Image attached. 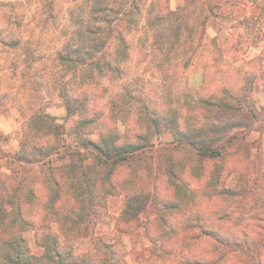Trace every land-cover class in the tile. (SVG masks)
<instances>
[{
    "label": "rangeland",
    "instance_id": "rangeland-1",
    "mask_svg": "<svg viewBox=\"0 0 264 264\" xmlns=\"http://www.w3.org/2000/svg\"><path fill=\"white\" fill-rule=\"evenodd\" d=\"M244 3L0 0V264L11 254L4 242L9 232L20 234L34 255L42 253L39 234L57 233L77 264H249L248 254L264 244V16ZM92 8L86 30L82 14ZM103 16L116 29L106 44ZM90 39L94 52L84 56ZM115 108L149 129L154 147L88 176L72 158L59 160L54 150L63 145H47L44 153L52 151L61 177L75 169L78 183L89 185L78 188L85 204L74 217L57 220L50 211L41 219L29 197L27 222L8 219L7 168L24 184L35 178L37 191L43 181L39 164L26 168L5 157L29 142L16 139L19 130L52 127V138H62L77 114L95 122ZM205 121L211 127L204 146L224 147L218 160L198 161L173 140L175 128L184 132L189 122ZM92 163L89 169L99 168ZM154 191L160 203L149 198L139 212L141 198ZM197 219L238 234L244 250L232 254L210 238L197 241Z\"/></svg>",
    "mask_w": 264,
    "mask_h": 264
},
{
    "label": "trees",
    "instance_id": "trees-1",
    "mask_svg": "<svg viewBox=\"0 0 264 264\" xmlns=\"http://www.w3.org/2000/svg\"><path fill=\"white\" fill-rule=\"evenodd\" d=\"M95 11L96 10L92 8L89 11L84 10L82 14V22L84 23L82 24L84 25V27H86V30H88L91 27L89 18L94 14ZM126 15L127 14L125 13L124 16L127 17ZM127 19L128 18L122 20L124 23L125 22L127 23L128 22ZM100 23L104 25L105 32L103 39H104V43L106 44L110 40L112 33L115 32L116 29H114L115 26L113 25V21L110 18H108V16H103V18L100 20ZM93 46H94V39H90L89 42H85V45L81 50V52H83V55L84 56L87 55L88 52H94ZM109 47L110 46H107L106 50ZM151 121L155 125H158L156 124L157 123L156 118H152ZM210 127L211 126H209V122L206 121L202 123L196 122L195 124H191V122H189L188 124L184 125L183 127L184 132L181 131L183 135L176 134L173 140L174 142H177L178 145H181V147L191 148L194 151L198 161L218 160L223 156L222 149L224 147H221V149L219 148L214 149L211 146L208 147L204 146L206 143L205 142L206 138H204L205 137L204 134L207 132V130L210 129ZM58 128H59L58 126H55L54 129L58 130ZM140 136L143 138L139 139V142L132 153L124 152V151H131L132 149L113 150L112 152L106 153L109 155L106 158L109 163H107L104 168H109L110 170H112L114 167H116L121 163L130 160L134 161L137 158L139 159L147 149H152L154 147L155 143L149 139L151 137L148 136V133L145 134L142 132ZM88 143H89L88 145L82 146L80 145L79 142H76V147L77 148L82 147L85 152L87 151L88 147H93L94 151H99V145L93 146L92 141H89ZM25 146L26 144L22 146V148L19 151L15 152L13 155L12 153L8 152L5 155V157L6 156L11 157L12 159L11 163L18 162L20 165L26 166V168L33 164H39L41 166V170L39 174L41 180L43 181L39 183L40 187H38L39 189L37 191L35 190V178L34 180L32 179L29 183L24 184V182H20L16 180L18 179V176L16 175L17 171L7 168V170L10 171V176H8L10 185L7 191L8 193L6 195V199L7 198L10 199L9 204L11 205L10 206L11 209L9 210V212H5V216H7V218L9 219V218H13V215H15V217H17L19 221L25 224V222L27 221L24 219L23 216V210H24L23 205L24 203H26L27 200L30 205H32L33 201L36 200L35 202L38 203L37 212L38 213L41 212L42 214L40 215L41 219L42 218L45 219L46 217H48L50 211L53 212V216L57 220H60L61 218H65V217H74L76 216V214H79L78 211L80 207L85 204V202L84 200H80L81 196L80 193L78 192V188L84 187V189L88 190L89 185L78 183L79 181L76 180V176H75L76 172L75 169L73 168H72L73 170L67 173L66 176L61 177L62 173L60 172L61 170L59 171L60 168L59 167L53 168L56 159L55 160L52 159L53 156H51L50 154V152L52 151L47 150V153L40 154L41 157L43 156L42 158L44 157L46 158L45 160L43 159L34 160L33 156L32 158H29L28 156L22 154L25 151ZM49 147L50 149H54L53 146L52 147L49 146ZM54 151H55L54 152L55 155H60L59 149ZM77 154L81 156V163H83V160L87 159V156H84L82 152ZM64 155L59 156L60 157L59 160L62 159L65 160L67 157L68 158L73 157V153L71 151H68L67 149L65 150ZM42 160L44 161V163L41 162ZM6 163H8V159ZM93 163L95 166L100 167V165L96 164L95 161H93ZM43 168H47V171L43 172L42 171ZM53 171L57 172L60 175L59 180H51V181L49 180L48 177ZM109 177L108 174H106L104 180L106 181V184L109 187H114L115 185L112 183V177L110 178ZM96 186L98 187L97 184ZM37 192H40V194L38 195ZM151 195L148 194L147 196H143L145 197V199L141 198L139 212H143L146 210L149 198H152V201L156 202V204L160 203L161 198H158L159 195L157 196V193L155 191ZM50 197L51 199H48ZM88 201L90 202V199H88ZM67 207L70 210V212H68L70 214H67L66 212L64 213V210ZM10 223L13 222H8V225H10ZM194 224L196 229H198L197 237H195L197 241L198 239L201 238H210L220 247L230 249L232 254H236L237 252L239 251L241 252L242 250H244L241 244L247 242L245 241L242 242L238 234L234 232L218 230L215 229L214 227L209 228L208 222H202L200 219L195 220ZM7 235L8 236L5 237L4 242L6 243V246H8L7 248L11 251V253L12 252L15 253V259H13L11 254L5 257V262L8 264H43V261H46V263L49 264H74V261L76 262L71 251H69V249L62 244L60 236L57 233L43 232V234L38 235V243L42 248V253L40 255H34L30 253L29 248L27 247L26 240L20 234H14L9 232ZM263 251H264V244L263 245L261 244L260 247L259 246L257 247L256 245L253 248V252L249 253L247 256L249 259V264H264ZM224 255L226 254H222L221 257H223ZM104 264H107L106 260L104 261ZM108 264H117V262L112 260Z\"/></svg>",
    "mask_w": 264,
    "mask_h": 264
},
{
    "label": "clouds",
    "instance_id": "clouds-1",
    "mask_svg": "<svg viewBox=\"0 0 264 264\" xmlns=\"http://www.w3.org/2000/svg\"><path fill=\"white\" fill-rule=\"evenodd\" d=\"M242 7L255 10V14L258 17L264 16V0H255L254 4H250L248 3V0H245ZM247 14L251 15L252 13L249 12ZM2 46L3 45L0 44V47ZM78 119L81 120L82 123L76 128H72V123ZM22 123H24V121H22ZM66 127L68 128L67 134L62 138L59 135H55V139H53L52 137L54 133L52 127H44L43 130L37 134L25 124L24 129L19 130L16 137L17 140L24 139L25 136L29 137V142L26 144L25 151L22 154L32 158L33 155L46 152L47 145L58 143L59 145L65 146L59 149L60 155H64L66 149L71 151L73 153V165L77 166L79 171L87 173L88 176H94L97 172L102 173L105 165L109 163L106 159L109 155L106 153L120 149H132L131 151H124L132 153L135 150L139 139L143 138L140 134L142 132L147 134L150 131L143 125L132 123L127 118L126 113L120 108H115L112 112L106 113L103 117L97 118L95 122H91L77 114V116L73 117L72 121H70ZM61 131H63V129H61ZM45 133L49 134L45 135ZM174 133L183 135L179 128H175ZM76 141L82 146L88 145V142L92 141L93 146L99 145V151H94L93 147H88L85 152L82 147H76ZM13 144H15V140L13 141ZM81 152L84 156H87V159L83 160V163H81V156L77 154ZM93 161L100 165L99 168H95V171L87 167ZM41 162L44 163L43 160ZM48 178L50 181L59 180L60 175L53 171ZM11 255L13 259H15V253L12 252ZM74 264H76L75 261Z\"/></svg>",
    "mask_w": 264,
    "mask_h": 264
}]
</instances>
